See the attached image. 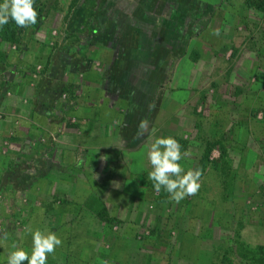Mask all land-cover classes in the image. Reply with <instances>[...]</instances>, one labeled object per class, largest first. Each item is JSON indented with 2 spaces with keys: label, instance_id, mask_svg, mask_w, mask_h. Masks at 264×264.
I'll list each match as a JSON object with an SVG mask.
<instances>
[{
  "label": "rangeland",
  "instance_id": "1",
  "mask_svg": "<svg viewBox=\"0 0 264 264\" xmlns=\"http://www.w3.org/2000/svg\"><path fill=\"white\" fill-rule=\"evenodd\" d=\"M34 7L18 43L0 40V185L27 189L8 197L27 203L21 219L0 194V229L20 235L1 236L0 256L30 253L39 229L62 240L47 264H264V12L245 0ZM167 136L184 139L185 171L212 145L179 203L147 175Z\"/></svg>",
  "mask_w": 264,
  "mask_h": 264
},
{
  "label": "clouds",
  "instance_id": "2",
  "mask_svg": "<svg viewBox=\"0 0 264 264\" xmlns=\"http://www.w3.org/2000/svg\"><path fill=\"white\" fill-rule=\"evenodd\" d=\"M38 12L34 0H0V27L13 21L17 27L27 28L37 23ZM149 128L146 120L139 124L140 135ZM152 170L147 173L157 192L164 190L171 201L179 203L187 196L195 195L200 188L201 171L185 169L180 161L183 159L181 145L172 137H157L148 151ZM31 251L15 247L6 258V264H47L49 255L60 247L62 240L52 231L39 229L31 231Z\"/></svg>",
  "mask_w": 264,
  "mask_h": 264
},
{
  "label": "trees",
  "instance_id": "3",
  "mask_svg": "<svg viewBox=\"0 0 264 264\" xmlns=\"http://www.w3.org/2000/svg\"><path fill=\"white\" fill-rule=\"evenodd\" d=\"M74 2V0H73ZM245 5L247 7H253L258 11L264 12V0H245ZM21 27H17L13 21H9L8 24L0 27V40L8 43H18L20 40ZM178 143L181 145V148L185 147V141L181 137L173 136ZM212 150V145L208 143L205 150L201 154L197 168L202 171L208 162H210V153ZM98 216L103 221L111 220V217L108 215L106 208H103V211L98 213ZM27 264V262H25Z\"/></svg>",
  "mask_w": 264,
  "mask_h": 264
},
{
  "label": "crops",
  "instance_id": "4",
  "mask_svg": "<svg viewBox=\"0 0 264 264\" xmlns=\"http://www.w3.org/2000/svg\"><path fill=\"white\" fill-rule=\"evenodd\" d=\"M246 11H248L249 13H251L252 11L260 12L253 7H247ZM39 190H41V188H39ZM26 191H27L26 186L22 182H19V183L14 184V185H10V184H5L3 186L0 185V194L1 195L3 194V198H4L3 206L5 207L6 204H9V206H7L5 208H7V210H9L8 216H9V218H11L10 220H15L16 218H18V219L24 218L26 215L27 203L21 202L20 206L18 207V211H17V206L14 203H11L10 202L11 200H9L8 197H12V195L16 194L17 192L21 193V195H22V193H24ZM36 192L38 193V190ZM10 194H11V196H9ZM0 199H1L0 200V213H1L5 209H4V207H2V203H1L2 198H0ZM11 223H13V222L11 221ZM4 235L6 237H8L9 239L20 236V235H14V233H12L11 231H3L2 229H0V238H1V236H4ZM19 238H21V237H19ZM19 247H22V245L20 244ZM8 253H10V252H8ZM6 258H7V255H1L0 256V263L6 264Z\"/></svg>",
  "mask_w": 264,
  "mask_h": 264
}]
</instances>
